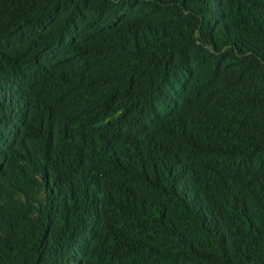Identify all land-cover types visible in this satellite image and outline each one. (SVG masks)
<instances>
[{"label":"trees","instance_id":"16d2710c","mask_svg":"<svg viewBox=\"0 0 264 264\" xmlns=\"http://www.w3.org/2000/svg\"><path fill=\"white\" fill-rule=\"evenodd\" d=\"M20 15L0 264H264V0H0Z\"/></svg>","mask_w":264,"mask_h":264},{"label":"rangeland","instance_id":"374dc122","mask_svg":"<svg viewBox=\"0 0 264 264\" xmlns=\"http://www.w3.org/2000/svg\"><path fill=\"white\" fill-rule=\"evenodd\" d=\"M28 22V19L25 15L17 16L11 20L6 21L5 23L0 25V37L9 36L16 30L23 27ZM165 108H162L164 111Z\"/></svg>","mask_w":264,"mask_h":264}]
</instances>
